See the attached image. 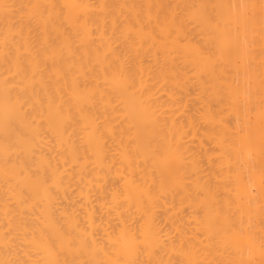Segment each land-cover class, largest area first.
Returning <instances> with one entry per match:
<instances>
[{"label": "bare ground", "instance_id": "1", "mask_svg": "<svg viewBox=\"0 0 264 264\" xmlns=\"http://www.w3.org/2000/svg\"><path fill=\"white\" fill-rule=\"evenodd\" d=\"M0 264H264V0H0Z\"/></svg>", "mask_w": 264, "mask_h": 264}]
</instances>
